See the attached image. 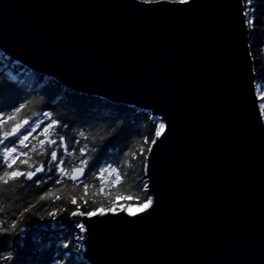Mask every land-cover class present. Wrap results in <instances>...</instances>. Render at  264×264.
<instances>
[{
	"label": "water",
	"instance_id": "water-1",
	"mask_svg": "<svg viewBox=\"0 0 264 264\" xmlns=\"http://www.w3.org/2000/svg\"><path fill=\"white\" fill-rule=\"evenodd\" d=\"M245 10L244 0H0L9 57L165 125L146 158L153 205L76 215L89 264H264V115Z\"/></svg>",
	"mask_w": 264,
	"mask_h": 264
},
{
	"label": "trees",
	"instance_id": "trees-1",
	"mask_svg": "<svg viewBox=\"0 0 264 264\" xmlns=\"http://www.w3.org/2000/svg\"><path fill=\"white\" fill-rule=\"evenodd\" d=\"M244 1L250 13L251 36L260 35L264 43V0ZM256 73L258 82H264V69ZM17 109L20 111L15 119L8 120ZM45 112L50 118L44 116ZM24 119L29 124L19 135L28 134L32 128L35 131L25 142L26 148L19 145L16 136L3 139L0 175L16 169L34 170L41 163L44 171L31 180L20 176L6 185L0 182V264H88L81 256L80 221L71 213L100 208L108 211L118 198L126 207H139L144 202L148 196L139 180L145 175V159L162 121L149 111L77 93L0 51V121H3L0 139L5 131ZM53 120L58 126L50 129L49 134H42ZM51 139L57 143L50 145ZM40 141L45 142L43 148ZM5 147H17L18 153L26 152L28 156L19 155L9 169L3 160ZM52 151H57L56 162H50ZM60 159L64 160L62 167L67 174L57 168ZM22 160H28L33 167L22 164ZM83 160L88 161L87 165L81 164ZM78 166L84 167L87 173L83 181L75 183L69 177L72 168ZM105 168L117 169L121 181L111 183L116 173L104 172ZM101 184L103 192L99 190ZM48 192L51 195H46ZM41 196L45 199L41 200ZM50 213L56 215L53 217Z\"/></svg>",
	"mask_w": 264,
	"mask_h": 264
},
{
	"label": "snow or ice",
	"instance_id": "snow-or-ice-1",
	"mask_svg": "<svg viewBox=\"0 0 264 264\" xmlns=\"http://www.w3.org/2000/svg\"><path fill=\"white\" fill-rule=\"evenodd\" d=\"M141 2L143 3H162V2H171V3H181V4H184V3H189L190 0H141ZM247 15V13H246ZM259 99L261 101H264V93H262L260 96H259ZM260 107L262 109H264V103H261ZM20 110L17 109V113H13L12 115L8 116L7 119L8 120H13L15 119L16 115L18 114ZM44 116L46 117H49L50 118V114L45 112L44 113ZM3 124V121H0V126H2ZM29 124V121L27 119H24L22 122H19V123H16L13 127H11V130L10 131H5L3 133V138L0 139V143H3V139H7L9 137H12V136H16L19 140V145L22 146V147H28V145L25 143L26 141L29 140V136L31 135V133L33 131H35V128H32L29 130L28 134H25L23 136H20V132H21V129L25 126V125H28ZM58 126V123L57 121L53 120L51 124H49L48 127H45L43 129V133L42 134H49L50 132V129L52 128H55ZM38 127V125H37ZM165 128V125L163 123H161L159 125V129L156 131V137H159L161 135V132L164 130ZM81 136L84 135L83 132L80 133ZM64 142V138L61 136L60 137V143L63 144ZM146 143L148 142L147 140L145 141ZM40 147L43 148L44 147V141H40ZM48 143L50 145H54L57 143V141L55 139H51V140H48ZM152 144H155L156 143V140L153 139L151 141ZM86 147V146H85ZM32 151L35 152L36 151V148L35 146H33L32 148ZM83 151L84 149H81V153L83 154ZM149 151H151V149H149ZM65 152H67V148L65 147ZM14 153H18V148L17 147H5V150L3 152V160L4 162L7 163V167L9 169H11L13 167V165L16 163L17 159H19V155H23V156H28V153L26 152H20L18 153V155L16 156H13ZM50 162H56L58 160V155H57V151H52L50 153ZM135 158V157H133ZM10 161V162H9ZM22 164H28L29 168L31 169L33 167L32 164L29 163L28 160H22L21 161ZM88 161L87 160H83L81 161V164L82 165H87ZM64 164V160L60 159L59 160V163L57 164V168L59 170V172L61 173H64V174H67L66 170L62 167V165ZM44 171V165L43 163L40 164V166L38 167H35L34 170H30V171H27V172H24V171H20L19 169H16V170H12V171H3V174L0 175V182H3V184H8L9 180H15L16 178L20 177V176H26L27 179L31 180L34 176H36L37 173L39 172H42ZM104 172H109V174L111 173H116V177H115V180L114 181H111V183L113 184H116V183H119L122 179V176L120 174V172L113 168V169H108V168H105L103 170ZM84 173V167H74L72 168L71 170V175H70V179L73 180V181H77L79 179L80 176H82ZM125 176L127 175L126 173L124 174ZM143 187V185H141ZM84 189L85 191H87L88 189V185L85 184L84 185ZM99 190L101 192L104 191V185L101 184L99 185ZM146 190V189H145ZM46 195H51V192H48L46 193ZM127 199H131L132 197H126ZM137 199H139V197H136ZM41 200L45 199V196H41L40 197ZM57 199H59V197H57ZM72 203L75 204L76 203V199L75 197L72 198ZM153 205V200L152 198L150 197H146L144 199V202L141 203L139 205V208L141 211H145L147 209H149L151 206ZM129 207V212L128 214L129 215H132V212L130 211V208L131 206H128ZM112 209H109V211H111ZM97 212H99L101 215L104 214V210L103 208H100V209H93L92 211H89L87 213H83V212H79V211H74L71 213V215L73 216H76V215H87L89 217H92V216H95L97 215ZM49 215L51 216H55L56 214L55 213H50ZM78 226L80 227V230L83 232V231H86V228H85V225L83 223H78ZM12 228H15V224H12L11 225ZM80 240H83V237H79Z\"/></svg>",
	"mask_w": 264,
	"mask_h": 264
},
{
	"label": "rangeland",
	"instance_id": "rangeland-1",
	"mask_svg": "<svg viewBox=\"0 0 264 264\" xmlns=\"http://www.w3.org/2000/svg\"><path fill=\"white\" fill-rule=\"evenodd\" d=\"M245 6H246L245 12L247 13V19H248L250 13L248 12L247 5H245ZM248 27L250 29L249 19H248ZM250 31H251V29H250ZM250 49H251V53H252V57H253L255 72H257L258 70L264 69V43H263L262 37L260 35L251 36V34H250ZM256 82H257V84H256L257 94L259 97L262 93H264V82L259 83L258 79ZM261 103H264V101L260 100V105H261ZM262 111H263V109H262ZM263 115H264V113H263ZM139 184L143 185L145 189L147 188L146 180L144 179V177L139 180ZM145 192H146V190H145ZM146 196L150 197L149 195H147V192H146ZM120 201H121L120 198H118V200H116L117 203L112 205V207L110 208V209H112L111 212H117L120 210H126L127 212H129V207H126L125 202L122 203ZM130 206H131L130 211L132 212V214L140 211L139 207H136L134 205H130ZM105 211H107V210H105ZM76 220H79L80 223H82V221L79 218H77ZM82 235H83V240H82L81 247L83 248V251H84V246H85L84 245V240H85L84 231L82 232ZM83 251L81 253V256L83 254Z\"/></svg>",
	"mask_w": 264,
	"mask_h": 264
},
{
	"label": "bare ground",
	"instance_id": "bare-ground-1",
	"mask_svg": "<svg viewBox=\"0 0 264 264\" xmlns=\"http://www.w3.org/2000/svg\"><path fill=\"white\" fill-rule=\"evenodd\" d=\"M250 30V29H249ZM250 34H251V31H250ZM249 39H250V35H249ZM0 51L1 52H3L5 55H7L2 49H0ZM250 52H251V49H250ZM251 55H252V53H251ZM254 63V62H253ZM258 79V78H257ZM256 84H257V82H256ZM262 109V108H261ZM144 111V110H143ZM151 113V112H150ZM153 116V115H152ZM154 117H157V118H159L158 116H154ZM147 158V157H146ZM82 258H83V254H82ZM84 259V258H83ZM88 263V262H87ZM89 264V263H88Z\"/></svg>",
	"mask_w": 264,
	"mask_h": 264
}]
</instances>
